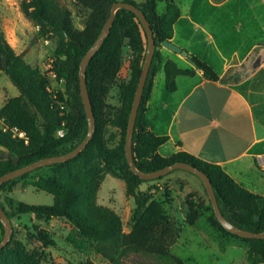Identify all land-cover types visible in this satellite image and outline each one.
Segmentation results:
<instances>
[{
  "label": "trees",
  "instance_id": "trees-1",
  "mask_svg": "<svg viewBox=\"0 0 264 264\" xmlns=\"http://www.w3.org/2000/svg\"><path fill=\"white\" fill-rule=\"evenodd\" d=\"M73 1L87 11L81 29L74 26L71 11L59 5L56 0H22L21 9L39 27L42 35L51 34L57 38V53L63 55L64 59L57 57L54 69L58 75L65 72L66 85L73 89L78 98L77 113H65L59 103L63 100L62 94L57 92L53 97L49 91L48 75L26 63L0 30V69L19 92L17 96L4 100L0 116L5 118L9 126L24 131L28 138L26 144L22 139L13 138L11 132L0 129V176L42 158L64 154L79 144L87 133V120L79 90V65L109 17L112 3L118 0ZM122 1L141 9L151 26L156 45L135 121L132 150L136 167L140 171L151 172L177 162L190 164L210 178L220 210L230 223L245 230L263 232V196L238 184L219 164L205 161L186 151H178L166 157L158 153V148L168 141V136L154 134L153 123L146 116V105L154 79L163 69L166 89L174 92L176 77L192 76L195 69L181 68L171 59L163 60L161 42L172 38L174 24L180 16V8L173 0H143L140 4L133 0ZM159 2H165L162 12L158 11ZM126 49L133 53L128 66L129 77L119 80L118 72L124 62ZM146 50L147 36L138 17L127 9H118L109 35L86 68L87 88L96 119L93 137L73 159L42 167L53 171L39 178L36 188L52 195L51 205L20 202L14 212H8L1 202L0 206L8 218L20 213H31L38 220L56 218L68 221L109 264H122V258L131 253L155 257L163 264H186L170 251L181 228L172 222L163 202L135 192L140 183L157 181L162 177L152 180L139 178L129 169L125 156L128 119ZM1 57L6 59L5 68L2 67ZM188 59L206 79L218 80L217 73L206 62L190 53ZM114 87L119 90V106L108 103ZM107 123L120 131V139L113 146L108 145L104 138V125ZM61 128L65 132L60 137L56 132ZM103 173L118 176L126 183L127 192L136 195L133 225L128 233L122 231L121 219L112 209L94 201ZM17 178L0 185V191L13 186ZM190 197V194L186 197L188 208L185 219L193 225L199 212L197 203ZM209 222L225 234L249 244V264H264V239L243 238L228 232L215 214L209 218ZM0 233H4L1 221ZM38 240L44 247L54 244L43 231L38 232ZM0 264L42 263L35 253H26L19 245L10 246L7 243L0 251ZM78 264L95 263L86 259Z\"/></svg>",
  "mask_w": 264,
  "mask_h": 264
},
{
  "label": "crops",
  "instance_id": "crops-1",
  "mask_svg": "<svg viewBox=\"0 0 264 264\" xmlns=\"http://www.w3.org/2000/svg\"><path fill=\"white\" fill-rule=\"evenodd\" d=\"M228 1L178 5L170 41L210 65L218 80L206 79L188 57L161 47L164 61L195 73L177 76L176 90L169 92L161 69L146 116L154 134L168 136L160 155L186 151L219 164L238 184L264 197V0H249L245 8L224 7Z\"/></svg>",
  "mask_w": 264,
  "mask_h": 264
},
{
  "label": "rangeland",
  "instance_id": "rangeland-1",
  "mask_svg": "<svg viewBox=\"0 0 264 264\" xmlns=\"http://www.w3.org/2000/svg\"><path fill=\"white\" fill-rule=\"evenodd\" d=\"M72 13L76 29L82 28L84 14L73 0H56ZM122 1V0H118ZM140 4L143 0H133ZM186 0H176L177 5ZM22 0H0V30L5 39L17 54H21L26 63L38 68L49 77V91L53 97L60 92V101L67 114L79 111L78 98L71 87L66 85L65 72L59 75L55 71V60H63L58 54L59 42L54 35H42L39 27L27 18L21 9ZM249 0H229L224 7H246ZM165 2H159L158 11L162 12ZM237 21L244 22L239 18ZM229 22V20H228ZM227 22V23H228ZM133 53L126 49L125 59L118 72V79L129 77V61ZM58 67V66H57ZM18 89L10 82L0 69V105L10 97L17 96ZM119 90L114 87L108 97V103L120 104ZM59 131L63 134L65 129ZM61 137V136H60ZM104 138L113 146L120 139L117 127L107 123L104 125ZM52 169L33 170L23 178H17L10 188L0 191V202L8 212H14L20 202L34 205H51L52 195L36 188L39 178L46 177ZM136 194L152 196L161 200L165 211L172 222L181 228L178 239L170 246L172 254L180 257L186 264H249L247 249L249 244L239 238L225 234L218 227L212 226L209 218L214 215L212 204L205 191L201 179L184 169H175L157 181L140 183ZM191 195L197 203L199 216L193 225L186 222V197ZM94 201L112 209L121 219L122 231L128 233L133 225L132 216L136 208V195L127 192L124 180L112 173H103ZM12 225L10 246L19 245L26 253H35L42 264H78L82 260H92L95 264H109V261L94 251L87 238L80 234L66 220L53 218L49 221L38 220L31 213H20L9 218ZM43 231L54 244L44 247L38 240V232ZM0 233V241L4 238ZM122 264H163L155 257L131 253L122 258Z\"/></svg>",
  "mask_w": 264,
  "mask_h": 264
},
{
  "label": "water",
  "instance_id": "water-1",
  "mask_svg": "<svg viewBox=\"0 0 264 264\" xmlns=\"http://www.w3.org/2000/svg\"><path fill=\"white\" fill-rule=\"evenodd\" d=\"M118 9H127L131 12H133L138 19L140 20L146 36H147V50L144 58V63L142 66L141 74L139 77V81L135 90L134 98L132 101L131 111L129 114L128 119V125H127V131H126V142H125V156L127 159V163L129 165V169L137 175L139 178L143 180H152L159 177H162L171 171L175 169H184L189 172H192L193 174L197 175L204 187L205 191L209 197V200L212 204L214 214L218 220V222L223 226L225 230L228 232L243 237V238H251V239H264V231L263 232H254L251 230H245L242 229L232 223H230L222 214L217 197L215 194V191L212 186V182L210 178L204 174L199 169L191 166L188 163L184 162H177L172 165L166 166L162 169L151 171V172H143L140 171L135 164L134 161V155H133V134H134V128H135V121L138 114V109L140 106L141 98L143 95V90L145 87V83L147 80L149 68L153 59L154 51L156 48L155 40L153 36V31L151 29V26L146 19L144 13L141 11L139 7L136 5L129 3V2H123V1H117L112 3L110 8V14L107 18L106 22L104 23L102 30L100 31L96 41L93 43V45L89 48V50L85 53V55L82 57L80 65H79V90H80V97L83 104L86 120H87V133L85 137L82 139V141L77 144L73 149L70 151L57 155V156H50L46 158H42L40 160H37L29 165L16 168L14 170H11L3 175L0 176V185H2L5 182H8L12 179H15L17 177H20L26 173H29L33 170H36L38 168H42L44 166L53 165L56 163H64L67 162L74 157H76L81 151L85 149L91 138L93 137V134L95 132L96 128V119L93 111L92 102L90 100L88 88H87V81H86V68L91 60V58L94 56V54L98 51V49L101 47L103 41L105 38L109 35V32L112 28L115 13ZM161 46L169 49L173 52H177L180 55L184 57H188V52L185 49H182L180 46L174 44L170 40H163L161 42ZM2 67H6V59L5 57H1ZM14 162H17V159L14 160ZM0 221L4 228V238L0 241V251L7 245V243L10 241L12 236V225L10 222V219L8 218L5 210L0 206Z\"/></svg>",
  "mask_w": 264,
  "mask_h": 264
},
{
  "label": "built area",
  "instance_id": "built-area-1",
  "mask_svg": "<svg viewBox=\"0 0 264 264\" xmlns=\"http://www.w3.org/2000/svg\"><path fill=\"white\" fill-rule=\"evenodd\" d=\"M1 107V105H0ZM0 129L4 132L9 131L13 138L22 139L24 143H28V138L24 131L19 130L15 126H9L4 117L0 116ZM59 135L63 136V133L59 131Z\"/></svg>",
  "mask_w": 264,
  "mask_h": 264
}]
</instances>
